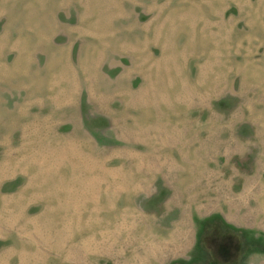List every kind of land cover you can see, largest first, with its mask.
<instances>
[{"label":"rangeland","instance_id":"374dc122","mask_svg":"<svg viewBox=\"0 0 264 264\" xmlns=\"http://www.w3.org/2000/svg\"><path fill=\"white\" fill-rule=\"evenodd\" d=\"M0 264H264V0H0Z\"/></svg>","mask_w":264,"mask_h":264}]
</instances>
